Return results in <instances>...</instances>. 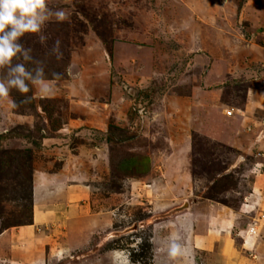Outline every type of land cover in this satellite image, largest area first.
I'll return each mask as SVG.
<instances>
[{
  "label": "rangeland",
  "instance_id": "374dc122",
  "mask_svg": "<svg viewBox=\"0 0 264 264\" xmlns=\"http://www.w3.org/2000/svg\"><path fill=\"white\" fill-rule=\"evenodd\" d=\"M48 7L13 63L63 76L0 100V264H264V0Z\"/></svg>",
  "mask_w": 264,
  "mask_h": 264
},
{
  "label": "clouds",
  "instance_id": "9594fccd",
  "mask_svg": "<svg viewBox=\"0 0 264 264\" xmlns=\"http://www.w3.org/2000/svg\"><path fill=\"white\" fill-rule=\"evenodd\" d=\"M49 0H0V72L6 71V79H0V100H8L12 108L18 105L10 99V89H16L21 94H28L34 87L41 96H49L54 92L52 81L60 79L63 74L56 72L51 79L45 76L42 67L30 71L24 63H13L21 56L25 62L32 58L30 49L25 50L19 43L26 34H39L46 22L54 18L56 23H63L69 18L68 11L61 7L52 11L48 7ZM41 42L45 40L40 36ZM62 42L57 39L53 51L57 60H62ZM32 97L25 96L26 100ZM171 260L179 257L187 258L188 250L181 244L171 242L167 248Z\"/></svg>",
  "mask_w": 264,
  "mask_h": 264
},
{
  "label": "crops",
  "instance_id": "0c3cea01",
  "mask_svg": "<svg viewBox=\"0 0 264 264\" xmlns=\"http://www.w3.org/2000/svg\"><path fill=\"white\" fill-rule=\"evenodd\" d=\"M58 177V176H57ZM73 178H76V177H72V178H69V180L68 181H71V182H73L74 183V181H75V179H73ZM77 178H79V177H77ZM52 179H54V180H56L57 178H52ZM51 180V179H50ZM50 180H49V182H50ZM36 188V187H35ZM37 189V188H36ZM62 190V189H61ZM65 190V189H64ZM57 192H59V190H55L54 191V193H53V191H50V196L51 195H55V197L54 198H58V197H60V195L61 196H63L62 194H57ZM71 193H73V191L71 192ZM46 196L43 194V192H41L40 191V189L38 190V193H37V195L35 196V199H36V205H37V207H38V209H39V211H40V202L41 201H43L44 200V198H45ZM48 197V196H47ZM37 200H39V202H37ZM44 203V202H43ZM55 206V209H58V207L57 206H59V205H54ZM54 208V207H53ZM213 212V211H212ZM42 213V212H41ZM219 213V212H218ZM43 214V213H42ZM220 214V213H219ZM218 214V215H219ZM218 215H215V216H218ZM220 216V215H219ZM220 220V219H219ZM224 221H226L225 219H223ZM224 221H221V222H218L217 221V224H215V227H211V229L209 228V233H211L210 235L212 236V237H214V238H216L217 237V235H219L220 234V232L221 231H223L222 232V234L224 233V232H227L228 231V227H229V225L227 226V227H224V225H223V222ZM220 229V230H219ZM205 227H204V230L202 231L203 232V234L205 233ZM215 230H216V232H215ZM219 231V232H218ZM218 233V234H217ZM217 234V235H216ZM212 239V238H211ZM226 241H227V239H226ZM229 241V240H228ZM227 241V243H226V246H225V248L226 249H228V245L230 244V242H228ZM201 246H202V244H201ZM228 246V247H227ZM199 250H201V247L200 248H198ZM225 249V252H226V254L228 253V255H229V252H230V255L232 256V249H231V247L229 248V250H226ZM207 250V249H206ZM225 254V253H224ZM211 258H213L212 260H211ZM225 260V259H224ZM207 261H209V263H207V264H211L210 263V261H212V263H216V258L214 257V256H210L209 257V259L207 260ZM220 261H222V260H220ZM225 264V263H224Z\"/></svg>",
  "mask_w": 264,
  "mask_h": 264
},
{
  "label": "water",
  "instance_id": "95a60500",
  "mask_svg": "<svg viewBox=\"0 0 264 264\" xmlns=\"http://www.w3.org/2000/svg\"><path fill=\"white\" fill-rule=\"evenodd\" d=\"M189 208V204H185L183 207L171 212V214H175V213H178V212H182L184 211L185 209H188Z\"/></svg>",
  "mask_w": 264,
  "mask_h": 264
},
{
  "label": "bare ground",
  "instance_id": "6f19581e",
  "mask_svg": "<svg viewBox=\"0 0 264 264\" xmlns=\"http://www.w3.org/2000/svg\"><path fill=\"white\" fill-rule=\"evenodd\" d=\"M183 207V206H182ZM186 210V209H185ZM199 230H201L202 231V228L201 229H199ZM200 232V231H199ZM226 249V248H225ZM223 252H225V251H223ZM226 253V252H225Z\"/></svg>",
  "mask_w": 264,
  "mask_h": 264
}]
</instances>
